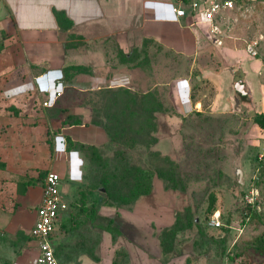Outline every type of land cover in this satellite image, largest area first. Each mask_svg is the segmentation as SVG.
<instances>
[{
  "label": "rangeland",
  "instance_id": "374dc122",
  "mask_svg": "<svg viewBox=\"0 0 264 264\" xmlns=\"http://www.w3.org/2000/svg\"><path fill=\"white\" fill-rule=\"evenodd\" d=\"M225 16L222 44L188 19L199 30L195 49L117 53L119 60L109 59L122 62L126 86L72 95L90 108L89 122L107 140L75 156L76 174L65 194L68 210L53 242L61 264H130V254L135 264H264V129L253 121L264 113V0H244ZM253 43L254 56L246 49ZM231 67L249 94L240 99L235 81L225 84L221 92L229 108L215 112L220 90L209 72ZM189 102L192 110H182ZM251 189L258 192L249 205L243 198ZM5 193L0 213L7 217L19 205L13 192ZM105 195L125 225L134 203L139 205V226L123 229L134 246L129 251L119 244L112 250L90 223L88 211L105 205ZM215 218L222 227L210 226ZM28 241L27 231L0 226V264H19L23 255L31 262L36 254Z\"/></svg>",
  "mask_w": 264,
  "mask_h": 264
},
{
  "label": "crops",
  "instance_id": "0c3cea01",
  "mask_svg": "<svg viewBox=\"0 0 264 264\" xmlns=\"http://www.w3.org/2000/svg\"><path fill=\"white\" fill-rule=\"evenodd\" d=\"M57 12L64 22L59 23ZM198 31L189 26L188 18L174 17L168 0H0V199L7 189L19 205L12 215L0 213V226L11 233H29L41 200L40 173L56 171L65 196L81 151L71 143L101 145L107 140V134L89 122L90 108L72 95L129 83V75L120 70L122 62L111 64L109 57L119 60L117 53L124 56L136 47L188 53L198 45ZM209 73L220 90L212 109L223 113L230 103L221 91L237 74L232 67ZM239 82L245 88L239 78L234 89L245 97L249 91H239ZM43 101L50 105L42 106ZM186 107L191 111L192 103L182 105V110ZM78 118L79 123L70 122ZM134 205L136 214L139 205ZM116 211L113 205L101 204L98 213L113 218L120 232L115 243L110 233L103 234L114 245L112 250L119 244L129 251L134 246L123 229L138 227L139 221L133 214L125 225ZM28 243L36 254L30 235ZM30 260L23 255L16 262L32 264ZM129 260L135 264L131 254Z\"/></svg>",
  "mask_w": 264,
  "mask_h": 264
},
{
  "label": "built area",
  "instance_id": "2783aa9c",
  "mask_svg": "<svg viewBox=\"0 0 264 264\" xmlns=\"http://www.w3.org/2000/svg\"><path fill=\"white\" fill-rule=\"evenodd\" d=\"M170 9L175 18L186 17L200 24L212 42L222 44L224 31L222 23L230 13L239 9L244 0H168ZM253 44L247 46V53L254 56L256 50ZM58 94V93H57ZM48 101H43L42 106L48 107ZM60 175L56 171H48L42 183L41 200L36 207V218L29 231L30 237L35 240L37 253L32 264H61L54 250V235L59 225L62 214L68 209V203L60 190ZM258 191L251 189L243 198L244 202L253 204ZM212 227H222L219 218L209 222Z\"/></svg>",
  "mask_w": 264,
  "mask_h": 264
},
{
  "label": "trees",
  "instance_id": "16d2710c",
  "mask_svg": "<svg viewBox=\"0 0 264 264\" xmlns=\"http://www.w3.org/2000/svg\"><path fill=\"white\" fill-rule=\"evenodd\" d=\"M56 18H57V20L59 21V23L60 22H64L65 21V17L62 15V13H60V12H57L56 13ZM1 35L3 36V34L1 33ZM2 47V45H1V43H0V48ZM240 97V99H245V97H242V96H239ZM81 121V119L80 118H78L77 120L76 119H74V120H71L70 122H73V123H79ZM253 121L255 122V123H257L259 126H261L263 129H264V113H256L255 115H254V117H253ZM72 145H73V147L74 148H76V149H82V148H87V147H93L92 145H89V144H83V143H71ZM0 166H2L3 167V165H0ZM47 173V172H46ZM45 173V174H46ZM33 181L32 180H30L29 181V183H32ZM146 191H145V193L146 192H148L149 190H150V187L149 188H147V189H145ZM143 193V191L141 192V193H139V194H142ZM80 195H81V197L83 196V194L82 193H80ZM136 196L134 195H132V200L135 198ZM107 198H108V196L106 197V195H105V204H109V205H111L110 203H107L106 201H107ZM136 199V198H135ZM135 201V200H134ZM133 201V202H134ZM213 203H214V197L212 196L211 197V199H210V207L212 208V206H213ZM254 204V203H253ZM249 205H252V204H249ZM98 207L99 206H92L91 208H90V210L88 211L89 212V219H90V223H91V225L93 226V227H95V228H97V229H99V230H101V231H106V232H108V233H110L111 234V236H113V238L115 237V235H119L120 234V232H119V230H118V226H117V224L114 222V219L113 218H111V217H106V216H103V215H101V214H99L98 213ZM68 210V209H67ZM66 210V211H67Z\"/></svg>",
  "mask_w": 264,
  "mask_h": 264
},
{
  "label": "water",
  "instance_id": "95a60500",
  "mask_svg": "<svg viewBox=\"0 0 264 264\" xmlns=\"http://www.w3.org/2000/svg\"><path fill=\"white\" fill-rule=\"evenodd\" d=\"M236 87H237V89L239 90V91H242L243 90V84L242 83H237L236 84ZM243 92V91H242Z\"/></svg>",
  "mask_w": 264,
  "mask_h": 264
}]
</instances>
